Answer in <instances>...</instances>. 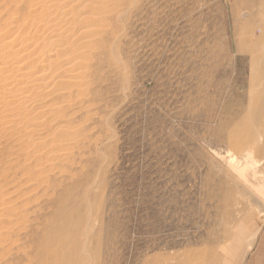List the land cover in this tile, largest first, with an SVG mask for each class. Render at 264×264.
I'll return each instance as SVG.
<instances>
[{"label":"rangeland","instance_id":"obj_1","mask_svg":"<svg viewBox=\"0 0 264 264\" xmlns=\"http://www.w3.org/2000/svg\"><path fill=\"white\" fill-rule=\"evenodd\" d=\"M76 1L80 87L41 46L34 72L67 92L45 95L39 133L0 135V190L27 212L0 264H245L264 240V0ZM32 5L0 0V29L28 36ZM39 139L63 152L19 160Z\"/></svg>","mask_w":264,"mask_h":264},{"label":"bare ground","instance_id":"obj_2","mask_svg":"<svg viewBox=\"0 0 264 264\" xmlns=\"http://www.w3.org/2000/svg\"><path fill=\"white\" fill-rule=\"evenodd\" d=\"M81 2H82V4H80V5H82V7L85 9L88 7H89V9H91L90 7H93V5L96 6L95 8H97V7H100L103 4H105V0H82ZM109 2H111V0ZM113 2H115V0H113ZM31 3L33 4L31 6L32 10L30 11L29 16H28L31 18V21L29 22L30 24L28 25L30 31L28 32V34H26L28 36L23 37L25 35H20L18 31H17L18 32L17 35H13L14 33L11 34L10 31L4 32L3 29L2 30L0 29V135L1 136L4 135L6 138L7 137L14 138V137L18 136L17 137L18 140L15 141L16 144L22 143L23 133H25V134H27V133H39V129H40V127L42 128L43 123L44 122L47 123V120L46 121H45V119L42 120L44 117L46 118V115L43 114V112L46 110H43L41 107L43 105L44 100L46 98H48L45 95L50 93V92H52L53 96L55 94L58 95L59 93H62L67 89V88L66 89L63 88L61 90L58 89L57 91L55 90L56 92L54 91V93H53V90L56 88V83H51L49 85V83H50V80L48 78L49 73L46 71V69L42 70L39 73L34 72L35 67H34V64H32V63H37V60L40 59V55H38V53L36 55V51L41 46H43L42 49L43 48L45 49V47H46L45 45H47V44L53 45V46H55L54 47L55 52L65 53V55L68 58L69 56H71V53L73 56L74 54L76 55V54L81 53L83 51L82 49H84V48H82L83 46L80 47L78 45L81 49L74 50V47H73L74 42L70 43V41L72 39L74 40V38H77V35H76V37H74V32L76 29L75 27H77L76 26L77 22H74L75 15L72 12V10L70 11L69 7L71 8V6H77V4L79 5V1H76L74 4V2H71V0H31ZM109 5H111V4H109ZM103 6L106 7L107 5L106 6L103 5ZM103 6H102V8H104ZM111 7H112V5H111ZM82 11L85 12V10H82ZM95 11H99V10L96 9ZM95 11H92V12H95ZM105 11L102 12L101 15H105V14H103V13H105ZM85 13H83V14H85ZM100 13H99V16H100ZM92 15H94V14H92ZM53 16H56L57 18L53 17ZM84 16H86V18H84V20H83L84 24H86V25H84L86 27V31L84 33L85 38L91 34L96 35L95 33H98L97 32L98 30L96 29L97 27L100 26L101 29L105 28L104 26H101L102 24H100L98 26L96 25V22L97 21L99 22V20L101 18L99 20H97V16H95V15H94V18L96 17V19H93L91 15H90L91 17L88 15H84ZM50 17L53 18V20H51ZM30 18H29V20H30ZM82 19H83V17H82ZM102 20H103V17H102ZM26 21H28V20H26ZM13 29H15V28H13ZM6 30H7V28H6ZM41 31L46 32V34L44 33L46 36H44ZM81 31H83V30H81ZM40 33H42V34H40ZM15 34H16V32H15ZM39 34L43 35V37L42 38L39 37ZM78 35H80V34L78 33ZM92 36H89V38L91 37V39H92ZM81 37H79V38H81ZM82 39H84V36ZM82 39H81V42L83 41ZM93 39H94V36H93ZM86 42H87V40L85 41V44H86ZM93 43H89V44H93ZM82 45H83V43H82ZM74 46H77V43L74 44ZM78 46H77V48H79ZM91 46L92 47H90V45H89V47L88 48L86 47L85 50L86 49L89 50V48H91V50H92L93 45H91ZM69 48L71 50V53H70V51H68ZM65 55H63V56H65ZM65 57H63V58H65ZM77 58H79V56ZM80 59H81V56H80ZM68 60L69 61H68L67 65L63 68V72L64 71L70 72V74L73 72L72 78L70 80H68V82H70V83L75 82L77 84L73 83V85L80 87V85H78L79 79L84 78L83 76L86 74H84L85 72H83V70H85V68L88 66L85 65L86 63H83L82 61H80L78 59L70 61L71 59L68 58ZM87 60H83V61L86 62ZM84 66H86V67L84 68ZM84 81L82 82V84L84 83ZM80 84H81V81H80ZM83 85H85V83ZM81 88H82V86H81ZM71 90L72 89H70V91ZM70 91H69V93H70ZM83 91H85V90H83ZM66 92H67V90H66ZM81 92L82 91L77 90V94H81ZM70 96L71 95H69V97ZM72 97H73V95H72ZM80 97H81V95H80ZM66 100L69 101V98ZM64 103L67 104L68 102H64ZM70 103H71V101L68 104H70ZM62 104H63V102H62ZM63 105H61V106H63ZM34 109H36V111H39L37 113H36V111H34L36 116L39 117V122L36 125L26 126V122H27V118H28L27 114L30 113L31 111H33ZM62 128L63 127L57 128V130L62 129ZM65 128L66 127H64V129ZM76 128H78V127H76ZM68 129L69 128L67 127V130ZM74 132H75V130H74ZM64 133L62 132L61 135L62 134L64 135ZM66 133H68V132H66ZM66 133H65V135H66ZM69 133H70V131H69ZM69 133L67 135H69ZM72 133H70V134H72ZM75 134H76V132H75ZM54 135L52 137H54ZM47 138L50 141V139H49L50 137H47ZM65 138H66V136H65ZM54 139L56 140V138H54ZM59 142H61V140H59ZM59 142H58V144H59ZM63 143H64V141L62 142V144ZM65 143H66V141H65ZM52 145H53V142H52ZM52 145L49 144L47 142V140L39 139V141H33L30 144H28V147H26L28 151H26V153H22L19 156L18 152H17L16 156L18 155L19 160H21V158H24V161H26L27 163H29L28 161L33 160V159H35L36 161H39V160L45 159L44 157H46L47 162L45 160H43V162L45 161L46 163H50L48 161H51L52 160L51 157H53L51 154H54L56 152H57L56 154H60L58 152H61V151L63 152V150L61 149L60 146H54L55 144L53 146ZM64 150H66V149H64ZM68 150H70V149L68 148ZM15 159H13V160H15ZM54 162H57L56 159H55V161H53V163ZM41 165H44V164L43 163L40 164L39 167ZM53 166H55V165H53ZM39 167L36 166V168H39ZM41 167H43V166H41ZM50 167H52V165ZM36 168L35 169L32 168V169L36 170ZM38 173H41V170ZM43 174L44 173L42 172V174L39 176V178L42 177ZM34 175H35V173H34ZM44 175H46V172ZM25 176H27L26 173L24 174V177ZM33 182H34V180H33ZM30 183H32V182H30ZM28 185L29 184L27 183L26 186H28ZM13 192H11L10 189L0 190V248L5 247L9 243L11 244V242H10L11 230H13L15 227H17L21 223L22 220H20V219H22V215L25 213L23 211L24 209H22V211L24 212L23 214L19 211V210H21L22 207L19 208L20 206L18 207V206H16V204H14V200H16V199L13 200V195H15L16 193H13ZM15 197H17V195ZM18 201H19V199H18ZM25 206H27V205H24V207ZM24 215L27 216V212ZM19 226H21V224Z\"/></svg>","mask_w":264,"mask_h":264},{"label":"crops","instance_id":"obj_3","mask_svg":"<svg viewBox=\"0 0 264 264\" xmlns=\"http://www.w3.org/2000/svg\"><path fill=\"white\" fill-rule=\"evenodd\" d=\"M245 264H264V240L259 242L251 256H248Z\"/></svg>","mask_w":264,"mask_h":264}]
</instances>
